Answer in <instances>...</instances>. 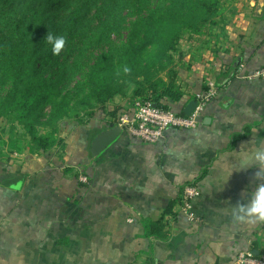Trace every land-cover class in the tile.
I'll return each instance as SVG.
<instances>
[{
	"label": "crops",
	"instance_id": "0c3cea01",
	"mask_svg": "<svg viewBox=\"0 0 264 264\" xmlns=\"http://www.w3.org/2000/svg\"><path fill=\"white\" fill-rule=\"evenodd\" d=\"M222 7L217 25L182 40L176 55L183 108L210 82L218 87L196 130L145 144L122 129L93 158L94 133L133 111L131 89L65 135L63 154L0 162V264H235L239 252L264 251V79L236 77L240 65L246 75L264 67V0ZM190 184L201 192L199 221L178 216L167 240L145 238L144 221L161 219Z\"/></svg>",
	"mask_w": 264,
	"mask_h": 264
},
{
	"label": "trees",
	"instance_id": "16d2710c",
	"mask_svg": "<svg viewBox=\"0 0 264 264\" xmlns=\"http://www.w3.org/2000/svg\"><path fill=\"white\" fill-rule=\"evenodd\" d=\"M225 1L0 0V125L18 124L20 140L43 154L53 147V136L43 130L56 136L65 120L84 125L131 89L136 98L184 115L175 70L180 43L216 26ZM49 33L65 38L59 55ZM252 128L234 135L230 150ZM180 199L158 221H144L145 238H169L166 228L178 217Z\"/></svg>",
	"mask_w": 264,
	"mask_h": 264
},
{
	"label": "built area",
	"instance_id": "2783aa9c",
	"mask_svg": "<svg viewBox=\"0 0 264 264\" xmlns=\"http://www.w3.org/2000/svg\"><path fill=\"white\" fill-rule=\"evenodd\" d=\"M245 65H240L236 77L248 83L264 79V67L250 74H244ZM208 90L196 96L197 106L190 116L180 115L172 110L157 107L151 100L139 98L133 107V111L123 114L119 119V126L130 136L145 144H157L165 139L169 129L196 130L202 123L207 106L217 97L218 87L215 82H210ZM84 183L86 177L81 178ZM199 188L194 185H186L183 188L180 202L176 205L175 212L184 217L188 222L196 223L199 217L194 207L195 201L200 197ZM235 264H264V252L255 255L253 251L239 252Z\"/></svg>",
	"mask_w": 264,
	"mask_h": 264
},
{
	"label": "rangeland",
	"instance_id": "374dc122",
	"mask_svg": "<svg viewBox=\"0 0 264 264\" xmlns=\"http://www.w3.org/2000/svg\"><path fill=\"white\" fill-rule=\"evenodd\" d=\"M222 8L223 7L221 6V10ZM125 36L126 31H124L120 37H114L113 41H115V43H120L124 40ZM77 121L78 119H73L65 120L64 122H62L59 128V132L56 136L53 135L50 131L46 130L42 131V135L53 136L52 148L54 150L60 149L58 153L63 154L62 148L65 146V135L67 137L71 132H73L79 127L80 124ZM23 133V129L18 124L14 123L12 120H6L3 124L0 125V162L4 160L8 162L10 160H14V162L20 164L21 162L27 160H42V156L46 153H39L37 148L32 146L29 141L22 142L21 136L23 135ZM59 161L61 162L62 160L59 159ZM57 167L60 173H62L60 164ZM76 177L78 183H83L85 185L88 183H84L83 181H81V179L79 180V175H77Z\"/></svg>",
	"mask_w": 264,
	"mask_h": 264
},
{
	"label": "water",
	"instance_id": "95a60500",
	"mask_svg": "<svg viewBox=\"0 0 264 264\" xmlns=\"http://www.w3.org/2000/svg\"><path fill=\"white\" fill-rule=\"evenodd\" d=\"M197 102L195 100L191 101L184 109L183 114L190 116L195 110ZM122 133L121 126H111L109 128L103 129L98 133L91 142L90 152L94 158L98 157L103 153L108 147H110ZM21 184H18L15 189L20 190ZM255 255H259L258 252L254 251Z\"/></svg>",
	"mask_w": 264,
	"mask_h": 264
},
{
	"label": "clouds",
	"instance_id": "9594fccd",
	"mask_svg": "<svg viewBox=\"0 0 264 264\" xmlns=\"http://www.w3.org/2000/svg\"><path fill=\"white\" fill-rule=\"evenodd\" d=\"M47 41L51 44H53L52 47V52L54 55H59L60 50L62 49L64 43H65V38L64 37H54L51 33L47 35ZM125 73H128L130 71V68L125 67L123 69ZM262 196H264V192L261 193ZM259 211L258 208L254 207L252 209V212H257ZM259 219L264 220V211L260 212Z\"/></svg>",
	"mask_w": 264,
	"mask_h": 264
}]
</instances>
